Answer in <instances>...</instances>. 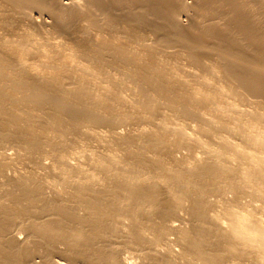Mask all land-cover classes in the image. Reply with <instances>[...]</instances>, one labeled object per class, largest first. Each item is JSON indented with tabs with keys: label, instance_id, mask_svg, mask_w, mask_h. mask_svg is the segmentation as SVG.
<instances>
[{
	"label": "bare ground",
	"instance_id": "bare-ground-1",
	"mask_svg": "<svg viewBox=\"0 0 264 264\" xmlns=\"http://www.w3.org/2000/svg\"><path fill=\"white\" fill-rule=\"evenodd\" d=\"M0 264H264V0H0Z\"/></svg>",
	"mask_w": 264,
	"mask_h": 264
},
{
	"label": "rangeland",
	"instance_id": "rangeland-1",
	"mask_svg": "<svg viewBox=\"0 0 264 264\" xmlns=\"http://www.w3.org/2000/svg\"><path fill=\"white\" fill-rule=\"evenodd\" d=\"M188 1H190V0H188ZM182 18L183 19H186L185 15H183ZM185 24H188V21ZM181 63H184V62H181ZM184 66H186V63H184ZM125 129H126V127H125ZM83 148H87L88 150H91L92 149L91 146L87 142H84L83 143ZM128 254L131 255L130 253H128Z\"/></svg>",
	"mask_w": 264,
	"mask_h": 264
}]
</instances>
